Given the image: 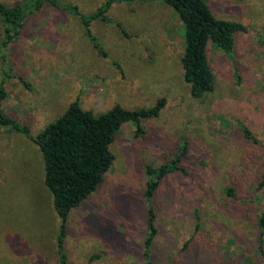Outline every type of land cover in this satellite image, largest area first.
Here are the masks:
<instances>
[{
  "label": "rangeland",
  "instance_id": "374dc122",
  "mask_svg": "<svg viewBox=\"0 0 264 264\" xmlns=\"http://www.w3.org/2000/svg\"><path fill=\"white\" fill-rule=\"evenodd\" d=\"M61 1L88 15L104 0ZM206 2L246 30L233 57L208 44L214 86L201 97L183 79L182 25L163 1L113 2L109 21L93 20L105 56L79 17L49 7L27 17L8 51L16 75L2 108L30 136L0 126V264H58L60 221L31 137L75 99L94 114L164 104L140 129L128 121L115 133L111 167L67 218L66 264H144L149 208L152 264H264V0ZM2 31L0 19V43ZM176 156L183 170L167 174L148 202L145 166Z\"/></svg>",
  "mask_w": 264,
  "mask_h": 264
},
{
  "label": "trees",
  "instance_id": "16d2710c",
  "mask_svg": "<svg viewBox=\"0 0 264 264\" xmlns=\"http://www.w3.org/2000/svg\"><path fill=\"white\" fill-rule=\"evenodd\" d=\"M117 1L136 0H104L93 13L88 15L82 14L76 5L61 0H19L10 6L0 0V19L3 27L0 43V64H2L0 126H7L30 136L28 126L2 108L7 98L5 82L16 75L8 59V51L21 36L27 17L44 7L73 14L79 17L92 46L105 56L106 53L93 35L90 24L95 19L109 21L106 12L112 3ZM159 1L169 5L179 17L183 36V51L180 58L183 79L189 85L190 94L201 97L212 91L214 86V76L207 59L208 44L220 48L228 56L233 57L236 34L245 31L246 27L237 21L214 15L206 0ZM17 77L23 81L21 76ZM163 104V99L157 100L151 107L140 109H126L115 104L107 111L94 114L82 108L78 99H75L59 117L31 137L41 152L44 184L51 193L53 206L60 221L56 237L58 264H66L68 260L64 244L67 233L66 222L70 212L95 191L113 163L114 155L110 145L115 133L128 121L140 129L141 121L157 116ZM244 131L249 135L246 128ZM181 151H185V141L182 143ZM178 170H183L179 165V156L156 168L146 165L145 172L152 178L146 183L145 199L149 202L162 179ZM147 224L149 235L144 241L143 256L144 264H152L150 247L156 228L154 214L150 208ZM258 225L263 234L264 214L260 215Z\"/></svg>",
  "mask_w": 264,
  "mask_h": 264
}]
</instances>
